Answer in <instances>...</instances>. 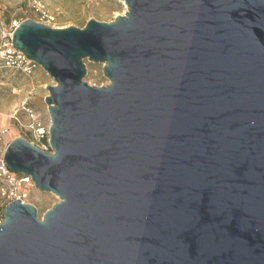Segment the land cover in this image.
Returning a JSON list of instances; mask_svg holds the SVG:
<instances>
[{
    "label": "water",
    "instance_id": "95a60500",
    "mask_svg": "<svg viewBox=\"0 0 264 264\" xmlns=\"http://www.w3.org/2000/svg\"><path fill=\"white\" fill-rule=\"evenodd\" d=\"M122 1L14 30L54 82L52 153L16 137L4 161L59 202L5 206L0 264H264V0Z\"/></svg>",
    "mask_w": 264,
    "mask_h": 264
},
{
    "label": "rangeland",
    "instance_id": "374dc122",
    "mask_svg": "<svg viewBox=\"0 0 264 264\" xmlns=\"http://www.w3.org/2000/svg\"><path fill=\"white\" fill-rule=\"evenodd\" d=\"M37 4L55 17L48 22L36 10ZM127 7L122 0H0V22L6 26L14 22L31 19L47 24L51 27L84 28L86 23L95 19L100 22H112L116 16L124 15ZM87 73L84 81L90 86L105 87L110 81L103 74V64L84 60ZM54 82L47 73L39 69L30 76L21 75L0 69V127L12 125L14 134L18 135L11 115L24 103H29L32 108L47 116L48 108L45 97L48 95L46 87ZM59 202V198L52 193H43L33 187L29 193L27 203L32 204L42 219L44 213ZM7 204L0 201V218ZM4 218V216H3Z\"/></svg>",
    "mask_w": 264,
    "mask_h": 264
},
{
    "label": "built area",
    "instance_id": "2783aa9c",
    "mask_svg": "<svg viewBox=\"0 0 264 264\" xmlns=\"http://www.w3.org/2000/svg\"><path fill=\"white\" fill-rule=\"evenodd\" d=\"M36 10L49 23L55 20V17L48 13L41 4H37ZM19 23L14 22L12 25L6 26L5 23L0 22V69L30 76L41 67L13 46V33ZM11 119L18 127V130L15 131L18 135L14 134L12 125L0 127V201L5 204L16 200L27 203L29 193L34 187L32 178L10 172L4 161L5 152L13 139L23 137L39 149L51 154L49 144L51 120L49 114L43 116L29 103L21 105L11 115ZM3 219L1 215L0 223Z\"/></svg>",
    "mask_w": 264,
    "mask_h": 264
},
{
    "label": "bare ground",
    "instance_id": "6f19581e",
    "mask_svg": "<svg viewBox=\"0 0 264 264\" xmlns=\"http://www.w3.org/2000/svg\"><path fill=\"white\" fill-rule=\"evenodd\" d=\"M122 3H124V1H122Z\"/></svg>",
    "mask_w": 264,
    "mask_h": 264
}]
</instances>
